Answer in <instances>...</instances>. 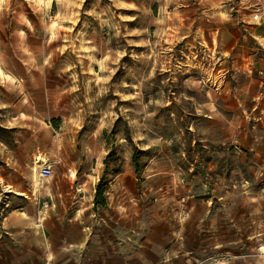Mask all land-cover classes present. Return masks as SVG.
<instances>
[{
	"label": "rangeland",
	"instance_id": "1",
	"mask_svg": "<svg viewBox=\"0 0 264 264\" xmlns=\"http://www.w3.org/2000/svg\"><path fill=\"white\" fill-rule=\"evenodd\" d=\"M0 226V264H264V0H0Z\"/></svg>",
	"mask_w": 264,
	"mask_h": 264
},
{
	"label": "crops",
	"instance_id": "2",
	"mask_svg": "<svg viewBox=\"0 0 264 264\" xmlns=\"http://www.w3.org/2000/svg\"><path fill=\"white\" fill-rule=\"evenodd\" d=\"M18 104H19V99H18ZM37 158H38V160H36V163H38L40 160H44V158L39 157V156ZM38 165L39 164H37V167H38ZM88 173L91 174L90 172H88ZM125 179H128V178L125 177ZM130 180H131V174H129V181ZM7 190H9V189L7 188ZM8 236H9V231L7 229H5V228L0 226V257L5 256L4 251L8 253V249H9L10 243L16 242V241L8 239ZM119 243L122 244L124 242L120 241ZM126 244H128V243L126 242ZM116 251H121V250L119 249V250H116ZM119 257H122V255L119 256Z\"/></svg>",
	"mask_w": 264,
	"mask_h": 264
},
{
	"label": "built area",
	"instance_id": "3",
	"mask_svg": "<svg viewBox=\"0 0 264 264\" xmlns=\"http://www.w3.org/2000/svg\"><path fill=\"white\" fill-rule=\"evenodd\" d=\"M39 172L43 176H48L51 173V166L48 164H41Z\"/></svg>",
	"mask_w": 264,
	"mask_h": 264
},
{
	"label": "bare ground",
	"instance_id": "4",
	"mask_svg": "<svg viewBox=\"0 0 264 264\" xmlns=\"http://www.w3.org/2000/svg\"><path fill=\"white\" fill-rule=\"evenodd\" d=\"M39 164V163H38ZM41 164L38 165V167L40 166Z\"/></svg>",
	"mask_w": 264,
	"mask_h": 264
}]
</instances>
